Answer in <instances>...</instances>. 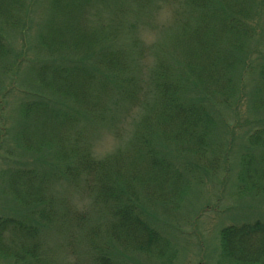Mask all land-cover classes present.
Segmentation results:
<instances>
[{"label":"trees","instance_id":"trees-1","mask_svg":"<svg viewBox=\"0 0 264 264\" xmlns=\"http://www.w3.org/2000/svg\"><path fill=\"white\" fill-rule=\"evenodd\" d=\"M128 1L0 0L3 264H173L204 180L239 164L234 194L264 197V0ZM135 108L95 156L92 133L120 139ZM221 196H199L192 223ZM250 209L219 230L217 263L264 264Z\"/></svg>","mask_w":264,"mask_h":264},{"label":"rangeland","instance_id":"rangeland-1","mask_svg":"<svg viewBox=\"0 0 264 264\" xmlns=\"http://www.w3.org/2000/svg\"><path fill=\"white\" fill-rule=\"evenodd\" d=\"M131 1L132 0H129L128 2L131 3ZM91 5L98 7L96 3H92ZM101 9L105 12L109 11L105 8ZM97 14L100 15L101 12L98 11L96 12V15ZM155 15L157 21H159L160 23H167L169 19V12L167 10H163L161 12L160 10H156ZM93 19L94 17L89 15V22H91ZM139 33L141 37L147 42L157 40L160 37L159 32L147 30V27L143 26L139 28ZM148 63L151 64V60H148ZM241 110L244 109L241 108ZM137 111V108H135L134 110H132V112H126L123 119L120 121V123H118L120 124L119 130H121L119 131L121 132L120 139L114 136L110 127L106 129H95L98 132H95V134L92 133L94 137L93 144H91V149L95 156L102 157L108 152H111L112 149L116 148L117 145L121 144L130 130L131 119L137 114ZM7 144L11 149L14 146L12 140L8 141ZM235 144L237 145V142H235ZM1 152H3V148ZM12 157L14 159L17 158L15 154H13ZM20 157H22V160L24 159L27 162H30L29 157L26 156L25 153H22ZM229 160L233 161L232 158H229ZM9 163L12 162L9 161ZM11 166H16V164L13 163ZM4 167L5 166L3 165V159H0V170ZM239 168V164H236L235 168H233V165H229L228 171L225 174V177H227L226 181H224V179L222 180V182L217 180H204V184L201 187H195L190 191L189 195L187 196L188 203H185L181 207V209L178 210L177 216V219L180 220V227L184 231H189L190 234L184 239H182V236H177L179 248L173 264H219L217 263L215 255V253L219 251V230L226 225L241 221L242 217H247V213H250V208L252 206L255 207V205H259L261 207H264V197L234 194L235 189L233 188L232 183H230L231 180L229 179H231L232 176L235 175ZM222 174L223 173L219 172L218 170V176H221ZM1 180L2 179L0 178V187L3 185V182ZM213 193H219L222 194V196L217 202H210L211 205H208L210 206V208H212V212H203L202 214H200V216H198L195 222L192 223L194 212L191 206L196 203V200L199 196L202 197L208 194L213 195ZM214 203H216L217 205ZM224 205H230L234 208H231L233 210L222 211V207ZM238 205H240L239 208H235ZM213 212H217L214 215L215 217H213ZM254 218L255 216L253 215L252 219ZM191 225L193 227H191ZM9 262L12 264L10 260ZM3 263L2 261L0 262V264Z\"/></svg>","mask_w":264,"mask_h":264}]
</instances>
